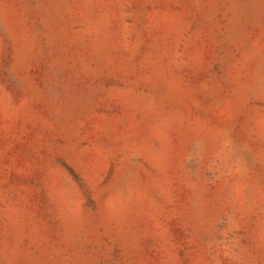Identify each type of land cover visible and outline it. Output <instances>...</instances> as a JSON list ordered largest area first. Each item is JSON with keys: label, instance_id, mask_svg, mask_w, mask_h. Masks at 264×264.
<instances>
[{"label": "rangeland", "instance_id": "374dc122", "mask_svg": "<svg viewBox=\"0 0 264 264\" xmlns=\"http://www.w3.org/2000/svg\"><path fill=\"white\" fill-rule=\"evenodd\" d=\"M0 264H264V0H0Z\"/></svg>", "mask_w": 264, "mask_h": 264}]
</instances>
